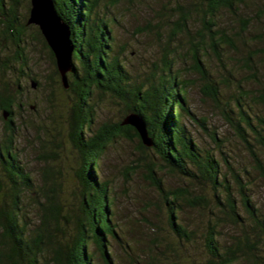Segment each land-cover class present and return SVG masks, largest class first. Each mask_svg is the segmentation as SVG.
Wrapping results in <instances>:
<instances>
[{
	"label": "trees",
	"instance_id": "16d2710c",
	"mask_svg": "<svg viewBox=\"0 0 264 264\" xmlns=\"http://www.w3.org/2000/svg\"><path fill=\"white\" fill-rule=\"evenodd\" d=\"M52 1L57 15L69 27L74 46L71 70L67 72L68 87L62 83L54 52L38 25L28 23L30 0H27L25 21L18 17L21 0H0V47L7 48L3 42L7 38L13 52L10 55L0 52V69L25 74V31L27 27L33 28L36 39L48 50L54 65L51 85L56 98L66 95L72 101L69 136L74 150L82 158V166L74 175L76 183L70 202H64L60 195L64 173L50 164L44 166L43 192L41 196L37 194L31 174L25 170L13 147L18 134L15 115L23 107L15 93L21 91V85L17 80L11 88L6 79L0 78V119L5 131L0 135V264H94L90 243L106 264H113L108 247L110 238H117L113 198L109 180L101 177L99 161L112 142L134 137L138 139L140 151L138 166L161 198L167 232L172 235L163 234L167 241L164 248L160 246L162 239L152 238L154 255L146 259L147 264H264V213L249 197V181L243 182L249 171L243 167L245 175H242L238 168L227 164L229 159L223 149L213 146L209 150L199 144L183 122L184 116L193 113L188 105L190 81L181 71H174L169 60L157 73L151 66L146 77L138 78L136 70L133 72L127 67L122 54L116 50L114 16L100 15L96 0ZM222 11L231 15V21L221 22ZM263 11L264 0H175L172 5L159 7L158 21H148L141 32L153 43H158L162 34L168 33L166 50L175 54L180 47L190 50L192 68L202 75L223 121L233 129L252 159L251 166L256 167L264 179V163L252 143L257 142L264 150V73L255 65V57L264 61V48L247 41L254 36L264 39ZM255 25L258 28L255 29ZM236 37L244 44L242 48L237 45ZM225 47L235 52L234 62L237 58L239 65L245 64L250 69L251 75L247 78L257 84L253 90L236 81L229 71L231 66L220 61ZM200 50L216 55L222 68L218 81L236 82L233 102L224 103L220 99L218 81L200 58ZM29 77L31 86L39 84L35 77ZM246 97L249 102L245 101ZM106 100L121 105L120 118L93 129L96 105ZM62 104L68 106V101ZM132 114L144 121L151 144L143 141L135 126L123 123ZM197 120H201L211 142L217 143L220 139L216 131L210 129L207 117ZM223 161L227 171L221 168ZM157 172L180 177L193 189H197L200 181L207 184L212 192L202 196L225 210L230 222L244 230L229 244H220V225L210 221L202 234L199 254L191 253L192 230L178 221L182 208L180 199L186 200L191 192L182 193L179 187L166 188ZM233 188L239 194L246 217L238 212ZM28 194L37 207L33 228L23 202V196ZM69 224H73L71 231L67 230Z\"/></svg>",
	"mask_w": 264,
	"mask_h": 264
},
{
	"label": "rangeland",
	"instance_id": "374dc122",
	"mask_svg": "<svg viewBox=\"0 0 264 264\" xmlns=\"http://www.w3.org/2000/svg\"><path fill=\"white\" fill-rule=\"evenodd\" d=\"M96 1V8L100 15H105L106 18L107 16L115 17L112 26L115 41L118 44L116 50L122 54L120 56L127 67L131 68L133 72L136 70L138 78L146 77L151 66L155 67L154 71L157 73L169 60L173 70L181 71L190 81L188 105L193 113L183 117L184 124L199 144L206 145L209 150L213 146L223 149L229 159L227 164L230 163L238 168L242 175H245L243 167L249 171L250 174L244 176L243 182L249 181V197L255 206L264 213V179L260 177L258 169L251 166L252 159L247 149L236 137L233 129L223 121L218 106L211 100L209 89L204 86L202 75L192 68L190 50L187 47H180L178 53L175 54L171 50H166L168 33H163L161 41L153 43L149 36L141 32L142 27L148 21H158L157 10L159 7L172 5L175 0H118L116 3L114 0ZM27 4V0H21L17 8L21 21H25L24 18L28 15ZM243 12L252 13L255 11ZM221 14L223 15L220 18L222 23L231 21L229 18L232 19V17L229 13L222 11ZM1 23L0 21V30ZM254 28L258 27L255 25ZM25 34V39H27L25 74H14L8 68L0 69V78L6 79L11 88L17 80L21 85V91L15 93L16 97L21 99L23 107L20 112L17 110L15 115L18 134L15 135L13 147L21 164L31 174L34 188L39 196L43 192L41 190L43 186L41 174L44 172V166L54 165L61 170V173H64L60 195L63 201L68 203L72 199L71 192L76 183L74 175L82 166V158L74 150L69 136L71 112L69 104L72 101L68 100L66 95L56 98V91L53 92L54 86L51 85L54 65L48 50L40 40L36 39L33 28L27 27ZM235 39L237 45L242 48L244 44L238 42V37ZM247 41L264 48V39L254 36L247 38ZM3 42L8 49L0 47V52L5 55L13 53L9 40L5 38ZM223 52L225 55L220 61L231 66L229 71L236 77V81L253 90L257 84H253L250 78H247L251 75L248 66L245 64L242 66L241 63L239 65L237 58L234 62L236 54L229 47H225ZM199 55L208 67L211 76L218 81L219 75L222 74V68L219 66L220 63L216 59V55L204 50H200ZM255 65L259 67V71L264 73L262 59L255 57ZM29 76L35 77L39 84L35 87L31 86ZM217 85L221 91L220 99L224 103L229 101L231 103L235 100L233 88H235L236 82L218 81ZM63 99L68 101V106L62 104ZM245 101L249 102L250 99L246 97ZM29 103L33 106L30 107ZM120 111L121 105L115 104L111 100L102 102L100 106L96 105L95 121L93 120L92 128L94 129L95 126L106 121H117L120 118ZM194 116L197 118L207 117L210 129L215 130L220 139L217 143L211 142L208 132L202 128L201 120H197ZM4 133V124L0 119V135ZM252 143L254 150L264 163V150L257 142ZM151 158L153 159L152 156ZM139 161L140 151L138 139L135 137L132 139L118 138L107 147L99 161L101 177L109 180L110 194L113 198V222L117 238H110L108 245L113 264H147L146 259L154 255L151 245L152 238L162 239L160 246L164 248L167 241L163 239V234L168 237L171 235L167 232L166 211L161 204V198L154 185L145 177V171L138 166ZM221 168L223 171L228 170L224 161ZM157 173L163 178L166 188L179 187L182 193H185L186 190L191 192L186 200L180 199L182 208L178 213V221L186 224L193 233L192 243L189 246L192 249L191 253L199 254L200 247H202V234L210 221L220 225L218 227L221 232L218 238L220 244H229L244 230L241 226L233 225L230 222L225 210L202 196L212 192L207 184H201L202 181H200V184H197V189H193L180 177ZM232 194L236 198L238 212L246 217L235 188L232 189ZM30 196L29 194L23 196V202L26 216L33 228V224L37 221V207L33 205ZM221 199L225 202L224 197ZM69 225L67 230L71 231L73 224ZM89 249L93 253L94 264H106L95 245L90 243Z\"/></svg>",
	"mask_w": 264,
	"mask_h": 264
},
{
	"label": "water",
	"instance_id": "95a60500",
	"mask_svg": "<svg viewBox=\"0 0 264 264\" xmlns=\"http://www.w3.org/2000/svg\"><path fill=\"white\" fill-rule=\"evenodd\" d=\"M28 23L38 25L41 33L55 55L57 69L64 87H68L67 72L71 70V58L74 49L67 24L57 15L52 0H30ZM34 86V84H33ZM7 114H4L6 116ZM123 123L136 127L143 141L151 144L147 136L144 121L137 115H129Z\"/></svg>",
	"mask_w": 264,
	"mask_h": 264
}]
</instances>
